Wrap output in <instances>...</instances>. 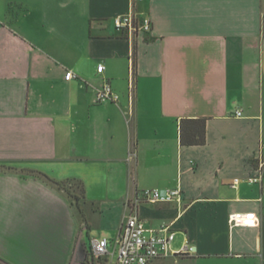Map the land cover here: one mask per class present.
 Returning <instances> with one entry per match:
<instances>
[{"label": "crops", "instance_id": "crops-1", "mask_svg": "<svg viewBox=\"0 0 264 264\" xmlns=\"http://www.w3.org/2000/svg\"><path fill=\"white\" fill-rule=\"evenodd\" d=\"M130 12L152 31L117 30ZM262 26V0H0V256L74 261L92 228L80 233L81 211L50 177L111 192L116 235L140 190L181 189L136 206L148 226L183 236L173 250L195 249L153 264H264ZM106 81L117 102L96 101ZM183 118L206 119L205 144H181ZM247 212L258 225L232 226Z\"/></svg>", "mask_w": 264, "mask_h": 264}, {"label": "built area", "instance_id": "built-area-1", "mask_svg": "<svg viewBox=\"0 0 264 264\" xmlns=\"http://www.w3.org/2000/svg\"><path fill=\"white\" fill-rule=\"evenodd\" d=\"M117 30L129 38L140 34L150 33L153 29V21L149 16H139L130 12L114 18ZM99 69L104 70L105 65L99 64ZM74 77L72 71L67 72L66 79ZM133 88V81H130ZM120 96L116 93L111 83L104 82L96 92V101L117 102ZM242 114L241 110L236 111V116ZM250 184L262 182V173L246 178ZM240 182L235 178L233 186ZM181 199V189H158L145 188L140 190L130 213L122 223L118 234L113 238L91 237L86 244L84 264H153L156 260L170 257L172 255L189 256L195 252L194 247L186 240L179 250H173L172 244L176 237V230L171 225L150 227L140 216L136 206L140 202H174ZM232 226H256L259 224V217L256 212L234 213L229 218Z\"/></svg>", "mask_w": 264, "mask_h": 264}, {"label": "rangeland", "instance_id": "rangeland-1", "mask_svg": "<svg viewBox=\"0 0 264 264\" xmlns=\"http://www.w3.org/2000/svg\"><path fill=\"white\" fill-rule=\"evenodd\" d=\"M262 7H263V26H262L261 35L263 39L264 38V0H262ZM131 158L134 159V157ZM5 167H8V165L0 164L1 169ZM131 175L133 177L134 173L132 172ZM88 183L92 187L88 188L87 186V193L84 183L81 180H77V179L64 180V184H63L64 186L63 188H61L64 192H66L70 196V198L72 199L75 205H77V201H79L80 208L78 207L77 208L81 211L80 215L82 219V229L80 233L83 234L82 232L86 228L89 229L92 228L90 232H88L89 236L85 234L84 238L80 243L81 250L83 253L85 252V249L87 248L86 244L90 241L91 237L92 238L99 237L102 233L106 234L108 237L115 236L123 218L122 205L116 207L113 206L112 209H109L110 203H114L116 201L119 202V200H116V198H112L111 197L112 193L111 192L109 193V191L107 190H103L95 181L90 180L88 181ZM126 201L127 200L125 199L124 200L125 204H127ZM102 207L106 209L105 213L108 212L106 215L105 213H101ZM88 222L91 224L92 227L88 224ZM182 239L183 236L181 234H178L176 240L172 244L173 248H179ZM0 258L3 257L0 256ZM79 262H80L79 259L76 257L74 260V264H78ZM102 264H106V263L102 262Z\"/></svg>", "mask_w": 264, "mask_h": 264}, {"label": "trees", "instance_id": "trees-1", "mask_svg": "<svg viewBox=\"0 0 264 264\" xmlns=\"http://www.w3.org/2000/svg\"><path fill=\"white\" fill-rule=\"evenodd\" d=\"M136 67H137V62H136V56L134 53V59H133V64H132V69L134 71V74L136 73ZM179 129H180L181 144L183 145L205 144L206 142V119L205 118H196V119L183 118L180 121ZM9 168H12V167L9 166ZM48 178L54 183H56L59 188H63L64 181H58L50 177ZM77 206L78 208H80L79 201H77Z\"/></svg>", "mask_w": 264, "mask_h": 264}, {"label": "water", "instance_id": "water-1", "mask_svg": "<svg viewBox=\"0 0 264 264\" xmlns=\"http://www.w3.org/2000/svg\"><path fill=\"white\" fill-rule=\"evenodd\" d=\"M81 250V244L80 242L78 243V246H77V251H76V254H75V258L77 257L79 259V263L78 264H84V258H85V255L84 253L82 252ZM75 260V259H74ZM0 263L1 264H9L8 262H6L4 259L0 258ZM72 264H74V261L72 262Z\"/></svg>", "mask_w": 264, "mask_h": 264}]
</instances>
